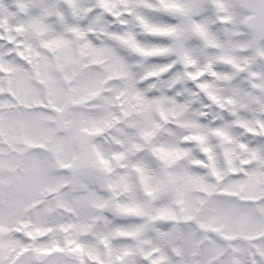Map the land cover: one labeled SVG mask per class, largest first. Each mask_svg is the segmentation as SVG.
Returning a JSON list of instances; mask_svg holds the SVG:
<instances>
[{
	"label": "rangeland",
	"instance_id": "374dc122",
	"mask_svg": "<svg viewBox=\"0 0 264 264\" xmlns=\"http://www.w3.org/2000/svg\"><path fill=\"white\" fill-rule=\"evenodd\" d=\"M262 10L0 0V264L28 249L17 264H264V32L247 25ZM157 37L173 70L190 58L205 71L222 107L167 72L149 81L156 53L141 45ZM56 163L99 165L109 182L83 186Z\"/></svg>",
	"mask_w": 264,
	"mask_h": 264
},
{
	"label": "snow or ice",
	"instance_id": "6c2138e0",
	"mask_svg": "<svg viewBox=\"0 0 264 264\" xmlns=\"http://www.w3.org/2000/svg\"><path fill=\"white\" fill-rule=\"evenodd\" d=\"M112 16L113 19H118L115 13L109 11L108 13ZM123 23V22H122ZM160 31H164L163 27L159 29ZM146 35L157 36L156 33H147ZM147 51H153L156 53L157 63L150 66L149 71L152 73L149 75V81H154L155 77L161 75L163 73H168L169 79L168 84L169 87L176 88L177 84L187 83L191 81L194 87L199 90V92L204 93V97L200 101V107H208L210 104L216 103L218 106L222 107V105L218 104V97L208 90L209 85L206 83H200V78L205 75V71L201 68L199 71L193 72L190 69L196 67V63L192 59H186L182 62L180 68L174 69L175 61L172 57L166 55L167 52V41L164 38L157 37L156 42L152 43L151 41H145L142 45ZM139 55V53H136ZM210 75L215 76V71H212ZM182 77L184 78L182 80ZM180 91L177 90L174 95H180ZM189 91V95H195ZM194 112L198 115L199 109H194Z\"/></svg>",
	"mask_w": 264,
	"mask_h": 264
}]
</instances>
